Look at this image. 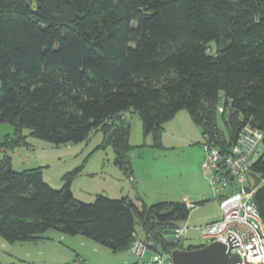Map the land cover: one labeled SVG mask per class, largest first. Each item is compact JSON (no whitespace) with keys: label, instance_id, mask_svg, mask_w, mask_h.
I'll list each match as a JSON object with an SVG mask.
<instances>
[{"label":"trees","instance_id":"16d2710c","mask_svg":"<svg viewBox=\"0 0 264 264\" xmlns=\"http://www.w3.org/2000/svg\"><path fill=\"white\" fill-rule=\"evenodd\" d=\"M182 110L222 154L243 126L258 129L263 150L249 180L264 179V0H0V124L14 127L12 148L26 144L25 129L55 146L111 129L114 164L130 178L120 113L137 114L161 147L163 125ZM78 171L53 189L40 168L14 171L4 155L0 238L34 241L53 229L121 253L137 223L169 255L175 242L162 232L187 220L186 204L102 195L83 203L71 191ZM252 201L264 224V184Z\"/></svg>","mask_w":264,"mask_h":264},{"label":"rangeland","instance_id":"374dc122","mask_svg":"<svg viewBox=\"0 0 264 264\" xmlns=\"http://www.w3.org/2000/svg\"><path fill=\"white\" fill-rule=\"evenodd\" d=\"M219 110L221 112V108ZM181 112L187 116L188 124H181V127L177 126L175 132H169L177 135L175 139L170 134H166V138L169 139L170 143L178 144L176 145L177 148L174 149L164 150L163 147L161 149V147L153 146L152 136L143 134L142 123L137 114H130L132 118L124 122L126 125L130 124L128 139L130 150L127 156L132 171L136 172L141 193L135 199L137 197L142 198L147 205L164 202L165 200L185 201L191 208L187 224H185V226L189 225L188 229L181 239L174 241V249H186L189 246L208 244V240L202 236L201 227L220 216L219 201L212 196L205 178L206 172L201 168L203 159L201 129L192 122L186 110ZM217 123L221 131L226 134V128L220 113H217ZM110 132L111 129L105 133L98 127L92 130L84 141L55 146L28 135L29 131L25 129L23 135L26 136V144L12 148L10 142L16 139L14 127L8 123H1L0 160L4 155L9 156L12 169L17 172L40 168L44 172L47 184L53 189H59L63 184V177L75 169H79L78 173L71 178V188L74 189L78 201L83 203H92L95 195L110 198L117 197V191L114 192L108 186L117 184L120 178L125 179L126 177V179H129V177L123 173L124 177L121 173L122 170L120 171L114 164L115 152L108 142ZM162 134L163 131L160 134V142ZM5 139H8L9 143L2 147ZM185 140H189L190 143L186 144ZM262 150L261 145L259 154ZM199 174L202 178H205V181H199ZM256 179H258L257 182ZM249 183L252 191H254L258 186L264 184V179L250 178ZM201 188L208 190L209 201L195 205L196 201L201 200L197 199L196 196V193H200ZM227 191L235 192L237 189L230 186ZM143 193H145L144 197H142ZM134 229L137 238L145 237L137 223ZM67 238L74 237L69 236ZM81 238L78 240H82L84 243H80L81 241H76L74 244L62 242L63 245H68L69 248L60 247L59 253L61 254L56 259L64 261L68 257L69 261H72L77 257L75 254H78L88 261L93 259L97 264H129L131 262L133 264L135 262V257L129 255L130 253L127 251L114 254L93 241ZM17 244L19 243L8 242L0 238V264H43L34 260L29 261V263L28 261L21 262L19 259L16 260L9 256L8 254L14 255V246H18ZM157 252L163 256L164 254L168 256L159 247ZM152 255L153 251L148 250L145 261L150 260ZM165 259L166 257H164Z\"/></svg>","mask_w":264,"mask_h":264},{"label":"built area","instance_id":"2783aa9c","mask_svg":"<svg viewBox=\"0 0 264 264\" xmlns=\"http://www.w3.org/2000/svg\"><path fill=\"white\" fill-rule=\"evenodd\" d=\"M119 116L127 119L129 114L124 112ZM261 144L262 133L248 125L242 127L226 154H222L220 148L207 138L202 143L201 168L209 175L208 184L213 194L220 198V216L201 227V233L208 243L219 242L227 250L237 252L241 258L239 264H264V224L252 201L254 191L249 183L251 165L260 157ZM230 186L237 191L228 192ZM244 186L250 188L249 193ZM187 229L182 224L168 230L175 231L179 240ZM154 246L150 235L136 238L128 250L135 257L133 264H172L170 253L163 256L153 249ZM148 250H152L153 255L145 261ZM70 264L89 263L77 256Z\"/></svg>","mask_w":264,"mask_h":264},{"label":"crops","instance_id":"0c3cea01","mask_svg":"<svg viewBox=\"0 0 264 264\" xmlns=\"http://www.w3.org/2000/svg\"><path fill=\"white\" fill-rule=\"evenodd\" d=\"M131 118H132V116L129 115V117L127 119H125V121H129ZM181 124L187 125L188 124V118H187V116H185L183 114V112L179 111L178 113H176L174 115V117L171 120H169L168 122H166L163 125V128H162L163 134H162V138H161V142H160L161 143V149H162V147L164 150L177 148L176 145H178V144L170 143L169 139L166 138V134H170V136L175 139L177 137V135L173 132H171V133H169V132L170 131L175 132L177 126H180ZM129 128H130V124H129ZM181 138H183V137H181ZM179 140H181V139H179ZM184 142L186 144L190 143L189 140H185ZM121 173L123 174L122 171H121ZM123 176L125 177L124 174H123ZM42 177H43L44 181L47 183V181L45 180L44 172H42ZM208 177H209V175L206 173L205 178H206L207 182H208ZM198 178H199V181H201V182L205 181L204 180L205 178H202L201 174L198 175ZM118 183H119V185H118ZM134 185H136V186L134 187ZM208 186H209V184H208ZM108 187L111 190H113L114 192L117 191L118 196L113 197L114 199H117L120 197H127V198H129L135 202H139L140 200H142L145 203V201L142 198L137 197V199H135L136 196L141 194L140 188H139V181H137L135 171H132V176L129 179H126V177H125V179L120 178V181L117 182V184H112ZM209 189H210V186H209ZM73 190L74 189L71 188V191H72L74 198L77 199L75 197V193ZM210 191H211V194L214 197V199H217L219 201L220 198L215 196L211 189H210ZM207 193H208V190H204L201 188L200 193H196L197 199H201V200L196 201L195 205H199L201 203L209 201V195ZM114 194H116V193H114ZM206 195H208V196H206ZM144 196H145V193H143L142 197H144ZM164 202H181L183 204H186L185 201H178V200H165ZM195 205H194V207H195ZM190 210H191V208H190ZM190 210H189V214H190ZM188 217H189V215H188ZM218 218L219 217L217 216L216 218H214L210 222L216 221ZM187 220H188V218H187ZM187 220L181 224H184V225L187 224ZM210 222H208V223H210ZM49 231H55V232H49ZM67 237H69V235L61 233L57 230L50 229V230L46 231L42 235V237L38 240L15 242V243H19V244H17L18 246H14V250H13L14 255H12V254L11 255L8 254V255L12 256V258H15L16 260L19 259V261H21V262L28 261V263H29V261L34 260L38 263H43V264H70L71 261H69L68 257H66L67 259L65 258L64 261H59V259H56V257H59V255L61 254V253H59L60 252L59 249H61L60 247L63 246V248L64 247L69 248L68 245H63L62 242H68L70 244H74L76 241H78V242L81 241L80 243H84V242H82V240H78L81 238V236H72L74 238H67ZM83 238H81V239H83ZM69 239H77V240H69ZM139 239H141V238H139ZM108 251H110V250H108ZM127 252H129V251H127ZM111 253H114V252H111ZM121 253H123V252H121ZM75 255L81 257L78 254H75ZM129 255L132 256L131 253ZM81 258H83V257H81ZM84 260H86L89 264H97V262H95L93 259L89 260V261L87 259H84ZM131 263H129V264H131Z\"/></svg>","mask_w":264,"mask_h":264},{"label":"water","instance_id":"95a60500","mask_svg":"<svg viewBox=\"0 0 264 264\" xmlns=\"http://www.w3.org/2000/svg\"><path fill=\"white\" fill-rule=\"evenodd\" d=\"M244 190L250 192L248 186H244ZM162 235L169 243L178 240L172 230H164ZM170 260L172 264H239L241 258L237 252L227 250L222 243L211 242L192 250L173 249L170 252Z\"/></svg>","mask_w":264,"mask_h":264}]
</instances>
